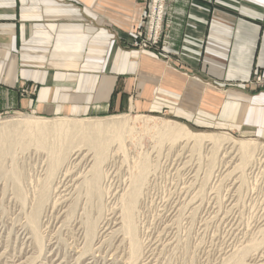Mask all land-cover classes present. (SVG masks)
<instances>
[{
  "label": "crops",
  "instance_id": "crops-1",
  "mask_svg": "<svg viewBox=\"0 0 264 264\" xmlns=\"http://www.w3.org/2000/svg\"><path fill=\"white\" fill-rule=\"evenodd\" d=\"M146 0H0V114H167L264 138V0H167L160 44L134 32Z\"/></svg>",
  "mask_w": 264,
  "mask_h": 264
},
{
  "label": "rangeland",
  "instance_id": "rangeland-1",
  "mask_svg": "<svg viewBox=\"0 0 264 264\" xmlns=\"http://www.w3.org/2000/svg\"><path fill=\"white\" fill-rule=\"evenodd\" d=\"M118 116H127L129 121L142 117L150 118L156 123H160L163 120L172 124L174 122L181 123L167 114L151 115L132 112L126 115L74 118L68 116L40 117L30 113L9 112L0 114V124L25 118H34L40 121L49 120L52 122L66 120L67 118L86 121H105L113 120ZM139 125V123L136 124L137 127ZM185 126L196 132L227 133L229 137L235 140L247 139L264 144V138L257 135L253 130L236 128L193 129L188 125ZM152 144L153 142L149 137H144L140 145H135L127 138L125 140V153L117 151L116 146L113 145V152H109L112 155L109 154L105 162L102 163V169L105 171V174H109L107 177L105 176L101 179V188L104 189L106 187L108 189L106 191L108 194L105 193L106 189L103 191L104 193L100 199L102 201L97 197L98 194L86 193L88 192L86 186L81 185L83 184L81 181L83 182L84 176L88 173L93 162L91 151L87 152L88 150L84 148L82 150V153H84L82 154V158L79 156V158H72L69 162L66 161L61 166H66L65 169L58 171L59 173H56L52 181L54 185L52 186L53 190L50 192L51 199L45 204L43 213H41L42 215L39 218L38 230L40 229L39 235L42 238L41 243L43 244L41 253L33 238H30L32 236H30V231H28L29 228L25 217L27 216V212H29L27 210L30 209L31 201L37 190L35 188L36 183L41 180L42 176L44 177L46 154L42 153V155L40 152H35L34 150H28L24 153L16 151V154L13 156L15 157L14 161H11L12 156L10 155L0 156L2 158L0 159L1 166L3 165L5 170H10L11 164L13 162L16 163L22 174L21 183L23 182V185L21 189L27 197L25 204L20 203L21 201L17 200L13 192L14 187L10 185L11 179L0 176V264H25V262L26 264H30V262L31 264H264V243L261 244V242H259V246L254 251L253 249L249 250V253L246 255L247 257L245 256L241 260L242 262H233L234 256L240 253L239 250L247 248L251 245L250 243L255 241H262V237H264V228H262L264 227V152H261L259 155L260 160L254 162L255 166L252 162L246 168L240 167V169L238 166V156L235 154L231 155V152L226 155L222 153L217 154L216 159L214 158L215 160L211 164V145H204L198 149L193 148L190 144H181L179 147V144L164 143L162 144L163 146L156 147L152 146ZM195 149L197 150L195 151ZM146 152L148 153L146 154L148 162H151L152 165L148 163L149 172L145 179L146 182L140 188L139 202L136 203L134 215V224L138 228L136 232L138 233L143 250L139 254L138 260H135L133 263L132 261L130 262V259H128L129 255H127L129 254L128 240L125 238L126 241H123L122 232H119V211L117 208L120 205L117 203L119 195L123 190L125 191L126 188H129V175L131 174L130 172L133 173L135 170L133 168L135 159L139 157V153L143 155ZM85 153L88 154L84 156ZM2 160L3 163L1 162ZM70 161L72 162L70 163ZM132 162L133 164H131ZM252 167L254 168L252 169ZM53 187L56 188L54 189ZM9 192L10 194H8ZM112 194L113 196H111ZM103 197L105 198L103 199ZM99 203L101 204L99 205ZM73 205L75 206L73 210L74 214L68 211L71 210L69 208ZM98 205L101 206V209L100 207L96 208ZM101 213L102 215H100ZM86 217L91 219L98 218L96 220V234L91 242L85 238ZM48 221L49 223H47ZM41 224L42 226H40ZM260 226L263 231L260 229ZM11 228L13 229L11 230ZM102 228L105 229L103 230ZM56 230L57 232L55 233ZM114 232L117 233L115 234ZM252 234H255V236ZM13 236L15 237L13 238ZM19 238L21 239L19 240ZM102 239L104 240L103 242L101 241ZM84 240H87V242ZM122 241L123 243H121ZM247 244L249 245L247 246ZM243 246L246 247L244 248ZM67 249L68 251L66 252Z\"/></svg>",
  "mask_w": 264,
  "mask_h": 264
},
{
  "label": "bare ground",
  "instance_id": "bare-ground-1",
  "mask_svg": "<svg viewBox=\"0 0 264 264\" xmlns=\"http://www.w3.org/2000/svg\"><path fill=\"white\" fill-rule=\"evenodd\" d=\"M126 115V114H125ZM28 117V116H27ZM155 118V117H154ZM110 119V118H109ZM157 121V120H156ZM139 123V127L136 124ZM144 137H149L153 144L152 146H161L164 143L169 144H179L178 147L183 144H190L193 148H201L204 145H211V157L210 163L212 164L216 159L217 154H235L238 156L239 160V168H246L250 163L254 165V162H258L260 160L259 155L261 152H264V144L249 141V140H235L227 133H207V132H196L184 124L176 123L173 124L168 121L162 122H153L150 118H136L133 121H129L127 116H118L113 120H98V121H86L82 119H72L67 118L66 120H58L55 122L44 120L40 121L34 118H25L23 120H15V121H7L0 124V156L10 155L11 161H14L15 157H13L17 152H27L28 150H34L35 152H40L41 154H46L45 157V174L42 176L41 180L36 183L37 190L35 192V196L32 199V204L27 210V226L30 231V238H33L37 248L41 253L42 249V238L39 235V218L41 217V213H43V208H45V204L48 203L50 198V192L52 189L53 179L56 176V173L65 167H61L66 161L83 157L82 150L86 148L87 152L91 151L92 153V164L84 176L83 182L81 181V185H85L87 188L86 193H90L93 195H97L99 200L102 197L103 191L108 194V189L105 187L102 189L101 179L108 175L105 174V171L102 169V163L105 162L107 156L111 153L113 145L116 146V150L125 153V140L130 139L135 145H140L143 142ZM127 142V141H126ZM146 142V141H145ZM150 142V141H149ZM129 143V142H128ZM148 143V142H147ZM131 145V143H129ZM148 145V144H147ZM114 146V147H115ZM145 146V145H144ZM163 146V145H162ZM191 146V147H192ZM18 148V150H17ZM162 148V147H160ZM184 148V147H183ZM188 148V147H187ZM115 149V148H114ZM145 149V148H144ZM163 149V148H162ZM128 150V149H127ZM197 149H195L196 151ZM206 150V149H205ZM142 151V150H141ZM147 151V149H146ZM160 151V150H159ZM113 152V151H112ZM115 152V151H114ZM117 153V152H116ZM119 153V152H118ZM194 153V152H193ZM88 153H85L86 156ZM147 152L142 155L139 153V157L135 159L133 169L134 172H130V184L129 188L119 195L117 210L119 211V232L122 233L123 241L128 240V259L130 262L134 263L137 258L140 257L142 244L140 239L138 238V233L136 232V225L134 224V215L136 209V203L138 201V197L140 194V188L144 184L146 176L149 172V165L151 162H148V157L146 156ZM43 155V154H42ZM112 155V154H111ZM110 155V157H112ZM17 156V155H16ZM19 156V154H18ZM23 156V155H22ZM116 156V155H115ZM223 157V156H222ZM156 158V157H155ZM215 158V159H214ZM2 159V158H0ZM129 159V158H128ZM83 160V159H82ZM223 160V159H221ZM229 160V159H228ZM77 161V160H76ZM75 161V162H76ZM123 161V160H122ZM129 161V160H128ZM224 161V160H223ZM3 163V160L1 161ZM72 161H70L71 163ZM208 162V161H207ZM231 162V161H229ZM237 162V161H236ZM79 163V162H77ZM220 163V162H219ZM133 164V162L131 163ZM229 164V163H227ZM237 164V163H236ZM257 164V163H256ZM38 165V164H37ZM44 165V164H43ZM76 165V164H75ZM224 166V165H223ZM252 166V165H251ZM255 166V165H254ZM45 167V166H44ZM68 167V166H67ZM151 167V166H150ZM240 168V169H241ZM250 168V167H249ZM254 167H252L253 169ZM217 169V168H216ZM260 169V168H258ZM244 170V169H243ZM151 171V170H150ZM241 171V170H240ZM254 171V170H253ZM21 171L17 167L16 163L13 162L10 166V170H5L3 165L0 163V176L5 177L6 179H11L10 185L13 188V192L17 197V200L21 201L20 203L25 204L27 202V197L25 196L22 188L23 182L21 183L22 174ZM153 172V170H152ZM232 172V170H231ZM243 172V171H242ZM245 172V170H244ZM59 173V172H58ZM207 173V172H206ZM234 173V172H233ZM247 173V171H246ZM229 174V173H228ZM243 174V173H242ZM241 174V175H242ZM39 175V174H37ZM62 175V173H61ZM68 175V174H67ZM113 175V174H112ZM207 176V175H206ZM227 176V174H226ZM244 176V175H242ZM255 176V175H254ZM39 177V176H38ZM63 177V176H62ZM239 177V176H238ZM4 178V179H5ZM65 178V177H64ZM237 178V177H236ZM243 178V177H242ZM32 179V178H31ZM111 179V178H110ZM34 180V179H33ZM32 180V181H33ZM37 180V179H36ZM244 180V179H243ZM78 181V180H77ZM108 181V180H107ZM7 182V181H6ZM35 182V181H34ZM244 182V181H243ZM9 183V182H8ZM32 183V182H31ZM68 183V182H67ZM76 183V182H75ZM79 183V182H78ZM103 183V182H102ZM35 184V183H34ZM32 184V186H34ZM4 185V184H3ZM26 185V184H25ZM68 185V184H67ZM78 185V184H77ZM107 185V184H106ZM2 186V185H1ZM5 186V185H4ZM30 186V182H29ZM61 186V185H60ZM241 186V185H240ZM7 187V186H6ZM104 187V186H103ZM5 188V187H4ZM54 189L56 187H53ZM2 189V188H1ZM6 189V188H5ZM11 189V188H10ZM79 189V188H78ZM61 190V189H60ZM7 191V190H6ZM11 191V190H10ZM32 191V190H31ZM5 192V191H4ZM3 192V193H4ZM12 192V191H11ZM33 192V191H32ZM6 193V192H5ZM53 193V192H52ZM85 193V191H84ZM10 194V192L8 193ZM29 194V193H28ZM55 194V193H54ZM53 194V195H54ZM2 195V194H1ZM6 195V194H5ZM56 195V194H55ZM78 195V194H77ZM92 195V196H93ZM106 195V194H105ZM117 195V194H116ZM70 196V195H69ZM91 196V195H89ZM113 196V194L111 195ZM14 197V196H13ZM30 197V196H28ZM67 197V196H66ZM87 197V196H86ZM95 197V196H94ZM56 198V196H55ZM89 198V197H87ZM91 198V197H90ZM105 197H103L104 199ZM110 198V197H109ZM11 199V198H9ZM30 199V198H29ZM78 199V198H77ZM97 199V198H96ZM116 199V198H115ZM8 200V199H7ZM31 200V199H30ZM73 200V199H72ZM95 200V199H93ZM98 200V201H99ZM117 200V199H116ZM115 200V201H116ZM53 201V200H52ZM75 201V199H74ZM81 201V200H80ZM89 201H91L89 199ZM102 201V200H100ZM99 201V202H100ZM54 202V201H53ZM87 202V201H86ZM16 203V202H15ZM29 203V202H28ZM52 203V202H51ZM70 203V202H69ZM112 203V202H111ZM79 204V203H78ZM85 204V203H84ZM101 203H99L100 205ZM21 205V204H20ZM65 205V204H64ZM97 206L96 208L101 206ZM16 206V205H15ZM69 206V204H68ZM88 206V205H87ZM92 206V205H91ZM27 207V206H26ZM115 207V206H114ZM139 207V206H138ZM28 208V207H27ZM47 208V207H46ZM65 208V207H64ZM67 208V207H66ZM95 208V207H93ZM107 208V207H106ZM112 208V207H111ZM8 209V208H7ZM68 210L73 213L75 206L73 205ZM141 209V208H140ZM10 210V208H9ZM62 210V209H61ZM85 210V209H84ZM98 210V209H97ZM116 210V209H115ZM21 211V209H20ZM46 211V210H45ZM48 211V210H47ZM54 211V210H53ZM63 211V210H62ZM67 211V212H68ZM8 212V211H7ZM61 212V211H60ZM78 212V211H77ZM84 212V211H83ZM111 212V211H110ZM4 213V212H2ZM11 213V212H10ZM19 213V212H18ZM25 213V212H24ZM82 213V212H81ZM85 213V212H84ZM91 213V212H90ZM98 213V212H96ZM5 214H7L5 212ZM21 214V213H20ZM45 214V213H44ZM94 214V213H93ZM99 214V213H98ZM26 215V214H25ZM48 215V214H47ZM58 215V214H57ZM69 215V214H67ZM66 215V216H67ZM90 215V214H89ZM102 215V213L100 214ZM111 215V214H110ZM7 216V215H6ZM5 216V218H6ZM15 216V215H14ZM55 216V215H54ZM64 216V217H66ZM72 217V215H70ZM69 216V217H70ZM80 216V215H79ZM86 216V215H85ZM47 217V216H46ZM76 217V216H75ZM104 217V216H103ZM51 218V216H50ZM86 217V228H85V238L91 242V240L95 237L96 234V224L97 219L99 218H88ZM262 219V217H260ZM12 219V218H11ZM45 219V218H44ZM65 219V218H64ZM78 219V218H77ZM112 219V218H111ZM110 219V220H111ZM3 220V219H2ZM53 220V219H52ZM67 220V218H66ZM80 220V219H79ZM115 220V219H114ZM65 221V220H64ZM81 221V220H80ZM85 221V220H84ZM7 222V221H6ZM13 222V221H12ZM11 222V223H12ZM22 222V221H21ZM57 222V221H56ZM69 222V221H68ZM74 222V220H73ZM117 222V221H116ZM17 223V222H16ZM49 223V221L47 222ZM263 223V222H262ZM6 224V223H5ZM21 224V223H20ZM61 224V223H60ZM74 224V223H73ZM77 224V222H76ZM108 224V223H107ZM111 224V223H110ZM261 224V223H260ZM13 225V224H12ZM25 225V224H24ZM22 225V226H24ZM53 225V224H50ZM80 225V223H79ZM115 225V224H114ZM42 226V224L40 225ZM72 226V225H71ZM76 226V225H75ZM99 226V225H98ZM11 227V226H10ZM49 227V226H48ZM52 227V226H51ZM66 227V226H63ZM68 227V226H67ZM78 227V226H77ZM114 227V226H113ZM138 227V226H137ZM9 228V226H8ZM23 228V227H22ZM43 228V227H42ZM58 228V227H56ZM106 228V227H105ZM104 228V229H105ZM264 228V227H262ZM13 228H11L12 230ZM82 229V228H81ZM103 229V228H102ZM103 229V230H104ZM111 229V228H110ZM115 229V228H113ZM261 229V226H260ZM49 230V229H48ZM51 230V229H50ZM66 230V229H65ZM71 230V229H70ZM84 230V229H83ZM100 230V228H99ZM118 230V229H117ZM263 231V229H261ZM260 230V232H261ZM15 231V230H14ZM45 231V230H44ZM59 231V230H58ZM72 231V230H71ZM116 231V229H115ZM257 231V229H256ZM19 232V230H18ZM57 230L55 231V233ZM102 232V231H100ZM118 232V233H119ZM259 232V230H258ZM50 233V232H49ZM83 233V232H82ZM115 233V232H114ZM113 233V234H114ZM117 233V232H116ZM115 233V234H116ZM262 233V232H261ZM10 234V233H9ZM28 234V233H27ZM62 234V233H61ZM75 234V233H74ZM100 234V233H99ZM111 234V233H110ZM120 234V233H119ZM78 235V234H77ZM253 235V234H252ZM263 235V234H262ZM261 235V236H262ZM22 236V235H20ZM28 236V235H27ZM79 236V235H78ZM82 236V235H81ZM116 236V235H115ZM255 236V234L253 235ZM264 236V235H263ZM15 236H13L14 238ZM73 237V236H72ZM5 238V237H4ZM24 238V237H23ZM59 238V237H58ZM65 238V237H64ZM76 238V237H75ZM80 238V237H79ZM106 238V237H105ZM111 238V237H110ZM121 238V239H122ZM126 238V239H125ZM261 238V237H260ZM262 241H255L250 243L251 245L245 249L239 250L240 253L234 256L235 263H239L246 255L259 246V242L264 243V237H262ZM9 239V238H8ZM21 238H19L20 240ZM62 239V238H60ZM72 239V238H71ZM81 239V238H80ZM109 239V238H108ZM32 240V239H31ZM54 240V239H53ZM8 241V240H7ZM10 241V240H9ZM25 241V240H24ZM62 241V240H61ZM87 242V240H84ZM104 241L103 239L101 240ZM100 241V242H101ZM120 241V240H119ZM123 241L121 243H123ZM30 242V241H29ZM50 242V241H49ZM65 242V241H64ZM67 242V241H66ZM27 243V242H26ZM70 243V242H69ZM67 243V244H69ZM99 243V242H98ZM118 243V242H117ZM120 243V244H121ZM145 243V242H144ZM20 244V243H19ZM56 244V243H55ZM75 244V243H74ZM27 245V244H26ZM33 245V244H32ZM61 245V244H60ZM59 245V246H60ZM101 245V244H100ZM113 245V244H112ZM123 245V244H122ZM146 245V244H145ZM148 245V244H147ZM264 245V244H263ZM12 246V245H11ZM25 246V245H24ZM57 246V245H56ZM77 246V245H76ZM82 246V245H81ZM58 247V246H57ZM61 247V246H60ZM65 247V246H64ZM109 247V246H108ZM112 247V246H111ZM117 247V246H116ZM121 247V246H120ZM144 247V246H143ZM18 248V247H17ZM21 248V247H20ZM53 248V247H52ZM62 248V247H61ZM66 248V247H65ZM78 248V247H77ZM122 248V247H121ZM125 248V247H124ZM27 249V248H26ZM56 249V248H55ZM64 249V248H63ZM71 249V248H70ZM88 249V248H86ZM99 249V248H98ZM116 249V248H115ZM57 250V249H56ZM90 250V249H89ZM107 250V249H106ZM118 250V249H117ZM124 250V249H123ZM258 250V248H257ZM17 251V250H16ZM49 251V250H48ZM68 249L66 250V252ZM92 251V250H91ZM100 251V250H99ZM145 251V250H144ZM147 251V250H146ZM2 252V251H1ZM14 252V251H13ZM19 253V251H17ZM22 252V251H21ZM101 252V251H100ZM117 252V251H115ZM119 252V251H118ZM126 252V251H125ZM235 252V251H234ZM49 253V252H48ZM56 253V252H55ZM71 253V252H70ZM69 253V257H70ZM150 253V252H149ZM260 253V252H259ZM20 254V253H19ZM33 254V253H32ZM84 254V253H83ZM124 254V253H123ZM234 254V253H233ZM257 254V251H256ZM24 255V254H23ZM30 255V254H29ZM78 255H80L78 253ZM76 255V256H78ZM120 255V254H119ZM146 255V254H145ZM151 255V254H150ZM57 256V255H56ZM84 256V255H83ZM86 256V255H85ZM232 256V255H231ZM1 257V255H0ZM26 257V256H25ZM79 257V256H78ZM106 257V256H104ZM122 257V256H120ZM142 257V256H141ZM247 257V256H246ZM262 257V256H261ZM33 258V257H32ZM38 258V257H37ZM56 258V257H55ZM64 258V257H63ZM99 258V257H97ZM257 258V257H255ZM30 259V258H29ZM36 259V258H35ZM92 259V258H91ZM126 259V258H125ZM231 259V258H230ZM8 260V259H7ZM24 260V259H23ZM60 260V258H59ZM69 260V259H68ZM75 260V259H74ZM84 260V258H83ZM103 260V259H102ZM105 260V258H104ZM107 260V259H106ZM111 260V259H109ZM114 260V259H113ZM119 260V259H118ZM232 260V259H231ZM28 261V260H27ZM32 261V260H31ZM44 261V260H43ZM125 261V260H124ZM93 262V261H92ZM95 262V261H94ZM110 262V261H109ZM126 262V261H125ZM129 262V261H128ZM242 262V261H241ZM18 263V262H17ZM39 263V262H38ZM65 263V262H64ZM69 263V262H68ZM71 263V262H70ZM76 263V262H75ZM111 263V262H110ZM113 263V262H112ZM123 263V262H122ZM137 263V262H136ZM146 263V262H145ZM249 263V262H248ZM19 264V263H18ZM26 264V262H25ZM28 264V263H27ZM31 264V262H30ZM48 264V263H47ZM107 264V263H106ZM128 264V263H127ZM135 264V263H134ZM150 264V263H149ZM244 264V263H243ZM256 264V263H255Z\"/></svg>",
  "mask_w": 264,
  "mask_h": 264
},
{
  "label": "built area",
  "instance_id": "built-area-1",
  "mask_svg": "<svg viewBox=\"0 0 264 264\" xmlns=\"http://www.w3.org/2000/svg\"><path fill=\"white\" fill-rule=\"evenodd\" d=\"M167 0H146V13L142 25L134 32V42L140 49L154 48L162 40L164 16ZM250 85L264 89V73H255L248 82Z\"/></svg>",
  "mask_w": 264,
  "mask_h": 264
}]
</instances>
